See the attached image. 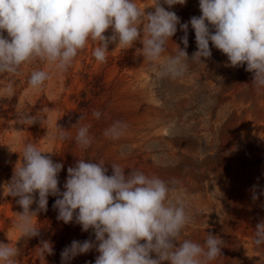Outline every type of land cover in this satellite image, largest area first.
Wrapping results in <instances>:
<instances>
[{
	"label": "rangeland",
	"instance_id": "obj_1",
	"mask_svg": "<svg viewBox=\"0 0 264 264\" xmlns=\"http://www.w3.org/2000/svg\"><path fill=\"white\" fill-rule=\"evenodd\" d=\"M135 2L141 9L152 5V0ZM170 10L181 24L201 15L199 0H186ZM187 35L191 59L197 46L190 25ZM183 36L177 25L155 66L144 60L139 41L126 50L110 44L103 64L93 57L96 45L89 41L66 72L34 60L23 64L19 75L0 73V242L18 249L14 264H61V252L73 240L95 239L91 229L84 232L75 221L57 219L54 196L48 197L47 211L33 217L38 236L29 238L17 230L23 209L18 198L9 196L7 183L27 144L63 164L58 175L61 191L67 169L80 158L105 163L108 175L115 163L126 174L132 169L159 177L192 217L182 239L203 244L211 233L222 243L221 255L210 264H245L241 242L255 237L256 225L264 221V87L252 83L246 65L227 66V56L211 42L210 58L187 61L181 76L162 75V65L175 54L176 45L184 48ZM34 70L48 71L51 77L40 89L28 83ZM9 84L11 95L5 92ZM93 111L101 113L99 119ZM25 117L35 118V123L25 122ZM116 121L127 127L123 136L112 140L104 131ZM83 125L89 126L92 137L87 149L75 141ZM61 130L68 138L53 139ZM36 209L34 203L30 210ZM42 241L51 245V254H42ZM97 255L93 249L67 264H95ZM259 259L264 260V243L259 245Z\"/></svg>",
	"mask_w": 264,
	"mask_h": 264
},
{
	"label": "clouds",
	"instance_id": "obj_2",
	"mask_svg": "<svg viewBox=\"0 0 264 264\" xmlns=\"http://www.w3.org/2000/svg\"><path fill=\"white\" fill-rule=\"evenodd\" d=\"M185 3L152 0L150 7L141 9L135 0H0V73L19 75L21 66L34 60L66 72L89 41L96 45L92 55L101 64L107 62L110 44L126 50L139 41L144 60L155 66L179 25L184 48L176 45L175 54L162 65V75L181 76L187 61L202 63L210 58L211 42L227 56V66L246 65L245 70L253 74L252 83L264 87V0H199L201 15L181 24L170 9ZM189 25L197 46L191 59L186 51ZM109 29L111 35H105ZM50 78L48 71L34 70L28 83L40 89ZM5 92L12 94L11 84ZM92 115L99 119L101 113ZM25 122L35 123V118L25 117ZM126 127L116 121L104 135L117 140ZM67 138L64 130L53 136ZM75 141L84 149L92 144L88 125L77 129ZM46 153L27 144L7 186L9 196L18 198L16 203L23 209L15 225L22 236L40 234L33 217L47 211L49 196L57 197L53 208L58 210V220L75 221L84 232L92 230L95 239L73 240L61 252V264L93 249L98 252L95 264H210L221 255L222 241L211 233L203 244L182 239L192 217L182 199L171 198L172 189L159 177L132 169L126 174L115 163L108 175L105 163L80 158L67 169L61 191L58 175L63 164ZM252 198L258 199L255 186ZM34 203L37 209L32 211ZM255 229L254 242L264 243V221ZM42 244V254H51V245ZM17 254L18 249L0 242V262L14 264Z\"/></svg>",
	"mask_w": 264,
	"mask_h": 264
},
{
	"label": "bare ground",
	"instance_id": "obj_3",
	"mask_svg": "<svg viewBox=\"0 0 264 264\" xmlns=\"http://www.w3.org/2000/svg\"><path fill=\"white\" fill-rule=\"evenodd\" d=\"M174 43V42H173ZM175 44V43H174ZM159 115V114H158ZM253 126V125H252ZM191 231V230H190ZM251 233V232H250ZM243 236V235H242ZM246 236V235H245ZM240 237V236H239ZM255 237H245L242 240L243 254L245 264H264V260L259 259V245L254 242ZM94 239V238H93ZM194 240V239H193ZM239 256V255H238ZM262 258V257H261ZM240 259V258H239ZM242 259V258H241ZM242 262V261H241Z\"/></svg>",
	"mask_w": 264,
	"mask_h": 264
}]
</instances>
